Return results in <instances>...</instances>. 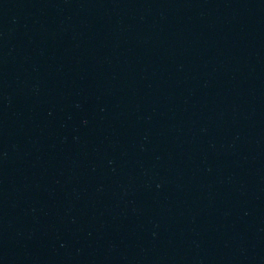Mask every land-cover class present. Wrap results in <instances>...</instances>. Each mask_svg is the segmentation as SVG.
<instances>
[{
	"label": "water",
	"instance_id": "1",
	"mask_svg": "<svg viewBox=\"0 0 264 264\" xmlns=\"http://www.w3.org/2000/svg\"><path fill=\"white\" fill-rule=\"evenodd\" d=\"M0 264H264V0H0Z\"/></svg>",
	"mask_w": 264,
	"mask_h": 264
}]
</instances>
